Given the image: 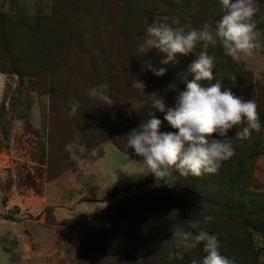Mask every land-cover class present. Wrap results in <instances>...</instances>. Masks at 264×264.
I'll return each instance as SVG.
<instances>
[{
    "label": "rangeland",
    "instance_id": "rangeland-1",
    "mask_svg": "<svg viewBox=\"0 0 264 264\" xmlns=\"http://www.w3.org/2000/svg\"><path fill=\"white\" fill-rule=\"evenodd\" d=\"M34 3L35 14L30 15L28 0H0V264H191L192 259L200 260L195 249L182 260L168 257L170 249L175 251L171 226L185 231L188 226L189 210L181 207L174 191L178 181L217 180L219 188L208 192V201L220 207L204 204L197 211V221L201 229L241 231L252 204L264 206V50L238 61L228 56L236 65L231 73L220 70L223 54L217 46L208 48L215 58L213 76L222 72L218 75L225 85L221 90L241 79L236 96L255 100L262 124L248 140H238L234 134L239 141L234 155L217 173L185 178L173 171L156 182L153 174L141 173L142 158L133 149L125 150L126 134L150 119L149 112L162 121L161 132L178 131L164 120L166 112L141 106L151 100L132 88L135 77L145 83L146 96L155 92L163 97L166 109L174 107L178 91L194 79L191 63L180 54L168 64L161 63L166 55L156 49L138 55L144 29L165 17H178L194 28L204 22L214 25L223 15L219 0ZM258 3L261 28L264 0ZM189 56L196 59L194 54ZM162 67L165 74L155 76L151 69ZM100 84L109 86L112 105L86 95ZM76 101L80 107L70 118ZM235 129L241 130L237 126L227 137L213 134V138L232 142ZM76 136L89 149L84 170L65 150ZM244 162V178H237ZM224 202L231 206L223 207ZM207 216L214 221L205 222ZM259 219L261 226L250 230L249 237L258 253L256 264H264V209L250 221Z\"/></svg>",
    "mask_w": 264,
    "mask_h": 264
},
{
    "label": "clouds",
    "instance_id": "clouds-1",
    "mask_svg": "<svg viewBox=\"0 0 264 264\" xmlns=\"http://www.w3.org/2000/svg\"><path fill=\"white\" fill-rule=\"evenodd\" d=\"M219 4L223 15L214 25L204 22L199 28H194L182 24L178 17H165L146 26L143 37H139L142 42L137 45V54L143 55L156 49L166 55L162 64L175 61L177 54L196 56L189 66L194 79L186 82V90L178 91L174 107L166 109L163 97L155 92L146 96V85L138 78L135 77L132 82V88L140 96L151 100L150 104L141 106L151 105L161 113L166 112L164 120L171 128L178 130L161 132L162 121L149 112L150 119H145L139 127L126 134L125 150L133 149L134 154L142 158L141 173L153 174L156 182L164 180L173 171L185 178L215 174L222 163L234 155V148L228 138L215 139L213 134L227 137L229 130L239 126L241 130L235 135L243 141L250 139L253 132L259 133L261 130L255 100L245 101L230 89L222 91L220 80L211 83L215 58L208 54L209 46L219 45L225 55L238 61L264 50V30L257 27L255 19L260 11L259 3L258 0H219ZM27 8L30 15L35 14L34 0H28ZM151 70L158 77L166 72L163 67ZM203 81L209 82V86H202ZM108 91L107 84H100L91 87L86 95L102 105H112L114 101ZM79 107V101L73 103L68 116H75ZM65 150L78 169L87 167L84 157L89 149L79 136L67 143ZM213 221L214 217H205V222ZM192 227L198 228V224ZM170 231L175 251L170 249L169 260H182L185 254L202 244L206 255L201 260L192 259L191 264H236L234 259L221 255L215 236L202 230L194 234L175 225L171 226Z\"/></svg>",
    "mask_w": 264,
    "mask_h": 264
},
{
    "label": "trees",
    "instance_id": "trees-1",
    "mask_svg": "<svg viewBox=\"0 0 264 264\" xmlns=\"http://www.w3.org/2000/svg\"><path fill=\"white\" fill-rule=\"evenodd\" d=\"M255 19L257 21V27H258V15L255 17ZM262 28L264 27H261L259 29L262 30ZM217 48L223 54V58L221 57L218 63L220 70L223 72L228 71V72L234 73V68L236 65L232 62V60H230V58H228V56L226 55L224 56V51L219 45H217ZM180 56H181V59L185 58V60L188 63H192L194 61V59L190 57L189 55L187 56L180 55ZM236 73L240 76L238 72ZM219 74L221 75L222 72L217 73V75L213 79V84L217 82ZM237 81L238 83H236L233 87L228 88L235 95L237 94L238 88L241 85L240 83L241 79H238ZM201 83L203 86L205 83H207V81H203ZM221 84H222V88L225 87L224 82H222ZM236 132H237V129L233 131V141L231 142L233 147L235 145H238L237 142H239L235 140L234 138V134ZM245 163L246 162L240 165L239 170H238L239 172H236L235 175L237 176V178H241V179L244 178ZM207 175H210V174H207ZM236 181L237 180H234V182ZM175 185L176 186L174 188V191L180 200L181 207L183 204V206L185 208H188L189 210L186 213V220L188 224L186 231H190L196 234L202 230V231L207 232L210 235L215 236L217 240L219 241V251L221 255L234 259L236 264H256V261L258 259V253L254 250L253 245L250 241L249 231L253 229H258L261 226V219L255 222H251L250 218L253 219L258 214L259 211L264 209V206L261 208H258L256 206V202L252 204V207L254 209L247 210L248 219L245 220L246 226H242L241 231H234V230L225 231L223 229H217V228H212V227H211L212 229L210 228L201 229L200 226L202 225H200V223L197 221V214H198L197 211L200 208H205L204 204H207L209 207H220V205H217L216 201H212V200L208 201L211 195L208 192H212L213 190H216L219 188L218 181L207 179V180H199V183H198L196 180H186V183H181L178 181L177 184ZM242 191L243 189L240 190L239 193H241ZM228 205L231 206V204L229 203H226V202L223 203V207H228ZM237 221H239V219ZM240 222L242 223V221ZM193 224H198V228H193L192 227ZM235 240L239 242L237 245L235 244ZM195 251L197 253V257H199L200 260L203 258L204 255H206V253L203 252L202 244L199 245L195 249Z\"/></svg>",
    "mask_w": 264,
    "mask_h": 264
}]
</instances>
